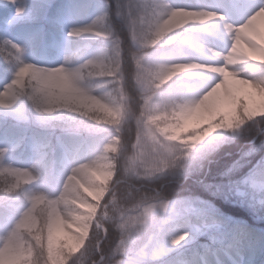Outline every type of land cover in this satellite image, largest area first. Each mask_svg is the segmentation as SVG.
<instances>
[{
	"label": "rangeland",
	"instance_id": "rangeland-1",
	"mask_svg": "<svg viewBox=\"0 0 264 264\" xmlns=\"http://www.w3.org/2000/svg\"><path fill=\"white\" fill-rule=\"evenodd\" d=\"M9 1L6 10L0 9V111H15L11 100L14 84L24 85L29 78L31 87L25 97L44 98L47 116H104L97 123L89 122L90 128L64 136L47 121L34 122L29 110L19 115L15 126L0 119V173L25 183L29 198L2 231L0 264L20 256L23 231L37 223L76 252L84 246L92 226L100 228L101 238L107 234L106 221L112 222L117 232L109 246V259L100 262L107 258L102 256L90 264H110L113 259L129 257L126 237L135 224L127 220L135 215L134 210L152 218L158 210L166 213L176 205L195 222L204 207L202 201L232 217L231 228L226 234L215 229L181 233L184 239L173 245L180 249L173 264H264V218L243 205L227 187L229 179L253 166L261 167L264 123L263 128L244 136L238 124L222 133L211 123L221 112L233 111L238 97L244 95L255 116H264V6H259L264 0ZM105 3L109 17L96 20ZM128 3L141 8V16L146 11L152 18L146 34L155 44L137 31L131 19L118 22L112 14L113 5ZM172 5L183 16L163 28L162 34L181 35L183 47L173 49L174 54L183 57L184 48H207L211 59L199 68L176 69L171 79L195 73L194 83L158 97L157 90L163 86L161 74L172 65H150L138 46L151 48L159 43L157 21L161 15L171 16ZM209 10L234 17L237 23L223 25L218 31L214 21L220 17H209ZM253 12L257 14L245 26H238ZM124 16H130L129 9H124ZM73 27L80 30L70 35ZM208 37L216 42L215 47L205 42ZM75 44L91 50L88 68L94 71L88 79L96 82L94 86L85 82L87 71L62 70L55 78L42 75L57 66L68 47ZM177 62L199 64L200 60L180 58ZM70 63L68 58L59 66L66 69ZM95 69L102 74L94 75ZM213 84L207 94L213 107L207 108L199 96ZM101 88L106 91L100 93ZM223 159L230 163L225 164L222 179L210 186L219 200L207 191L190 190L198 175L218 173L213 166ZM156 180L157 185L152 183ZM122 183L143 190L141 195L145 192L155 197L127 205L111 221L108 212L115 208L114 190ZM241 214H249L251 221ZM162 254L167 252L155 247L150 258L159 259Z\"/></svg>",
	"mask_w": 264,
	"mask_h": 264
},
{
	"label": "clouds",
	"instance_id": "clouds-1",
	"mask_svg": "<svg viewBox=\"0 0 264 264\" xmlns=\"http://www.w3.org/2000/svg\"><path fill=\"white\" fill-rule=\"evenodd\" d=\"M125 8L129 9V17L124 16ZM172 8L174 11L171 12L169 18H165L164 15H161L157 21L159 43L151 48L144 47L143 45L138 46L146 58L147 63L150 65H172L166 73L161 74V83L163 86L159 87L157 90L158 97L165 96L172 91H178L183 86L194 83L197 75L195 73H185L184 76L171 79L170 77L176 69L186 67L199 68L211 59V57L203 50L192 48H184L183 57H177L174 54L173 49L183 47L181 44V35L163 36L162 34L163 28L171 27L172 23L178 22V19L183 16V13L176 5H172ZM142 11L141 8L131 3L113 5L112 8V14H115L118 22L125 19H131L135 24L137 31L144 36L149 43L155 44L156 41L151 37H148L146 34L147 29L152 26V18L148 16L146 11H144V15L141 16ZM256 14V12H253L243 20H240L238 26H245ZM206 15L209 17H220V19L214 21V26L218 31L223 30V25L237 23L234 17L226 18L224 14L219 13L216 10H209ZM141 20L144 22L141 23ZM119 38L120 37L117 36V39ZM205 42L211 47L216 46V42L211 37H208ZM90 51L91 50L87 46L81 44L70 45L60 57L58 65L50 67L49 72L43 73L42 75L55 78L62 70L67 73L87 71L85 82L89 87L94 86L96 82L88 79L91 76L92 71H94V69L88 68ZM66 57L71 58V63L66 69H62L59 65L63 64ZM180 58H199L200 63H179L177 61ZM238 67L242 69L245 68L244 65H239ZM213 86L214 84L203 89L200 93L199 99L203 100ZM104 91H106V89H99L100 93H103ZM29 95H31V93H29ZM21 104L29 110L32 120L36 123H39L40 121L54 123L55 121H67L72 119V117L66 116L64 113H58L52 116L42 115L41 112L46 108V103L45 99L41 96H32L31 100L27 99V97H22ZM255 126L256 122L254 121L251 122V124L246 125L245 129H242L241 131L242 136L247 134V129ZM58 130L60 136L70 133V129L68 128L60 127ZM260 143L261 146L264 147V138L261 139ZM260 163L261 167L259 170H257L256 166H253V168L248 169L243 175H240L235 179H229L227 187L230 191H235L237 196L241 198V203L243 205L249 207L256 215L264 218V155L261 156ZM200 167H203V162H201ZM201 203L204 207L201 215L197 217L195 222L191 218L185 217L182 214L181 209L176 205L169 208L166 213L158 210L157 216L152 218H145L142 212L134 210L135 215L130 216L127 220L129 224H135V228H133L126 237L130 245L129 257L113 259L110 264H121L122 260L123 264H173L174 257L180 253V249L174 248L173 245L178 244L180 240L184 239V235H187L189 232L215 229L226 234L231 228L233 218L223 214L215 205L208 201H202ZM181 233H184V235H181ZM155 247L163 249L167 252V255L162 254L159 259H151L152 249ZM141 257L144 258L143 261H141Z\"/></svg>",
	"mask_w": 264,
	"mask_h": 264
},
{
	"label": "trees",
	"instance_id": "trees-1",
	"mask_svg": "<svg viewBox=\"0 0 264 264\" xmlns=\"http://www.w3.org/2000/svg\"><path fill=\"white\" fill-rule=\"evenodd\" d=\"M10 4L11 2L9 0H0V9L6 10ZM7 56L4 58L5 60H7ZM0 60L2 61L3 59L0 58ZM93 73L97 76L102 74L99 69H95V72ZM27 80L28 81H26L24 85H19L18 83L14 84L13 91L15 92V97L12 96L11 100L16 108L15 111L6 113L0 111V119L8 120L12 126L17 125L19 115L24 114L25 110L28 112V109L21 104L22 97H25L26 91L31 87L29 85V78ZM41 114L47 116V113L43 110ZM82 115L75 118L72 117L71 120L67 121H55L51 124L55 130L58 131V133V129L60 127H64L70 129L69 134H71L79 129H85V127L90 128L92 125H90L89 122L97 123L104 116L100 113H92L91 115L85 114L83 118ZM253 121L256 122V126L247 129V133H253L261 129L264 123V116H255L254 112L250 108L249 98L244 95L238 97L237 106L233 111L221 112L214 120L211 121V123L223 133L229 131V129L235 124H238L240 125V128L245 129L246 125L251 124ZM35 128L37 129V127ZM204 128L207 129V126ZM262 136V138H264V130ZM221 163L219 166H213V169H216L218 173L215 171L210 173L209 171H206L205 174L202 173L198 175V178H194V182L191 183L192 186L190 187V190L198 193L207 191L209 192V196L219 200L218 198L221 197L212 192L210 186L214 181L217 182L222 179V170L228 163H230V161L223 159ZM152 183L157 185L159 180ZM26 189L27 185L25 183L21 184L16 177L0 173V244L2 242V231L19 215L20 210H22L28 203L29 198L27 192L25 191ZM114 191L116 201L115 208L108 212L111 216V221L115 219L118 212L123 210L127 205L141 199L155 197L153 195H147L148 193L145 192L144 195L146 196L141 195L143 194V190L141 191L140 189L130 187L126 183L120 184V186H118ZM147 191L149 193L152 192L151 189ZM184 191L185 189H183V191L180 190V192ZM241 216L243 219H248L250 217L249 214H241ZM248 221L251 220L248 219ZM262 221L264 220H261V222ZM258 222L261 223L260 221ZM255 224L259 225L257 223ZM106 225L108 230L107 234L104 235L103 238H101L100 228L94 225L86 237L84 246L78 251L72 252L71 249L65 246L61 237L52 235L44 224L37 223L33 227L23 231L21 237L22 248L20 256L15 260L12 259L11 261H6L3 264H90L92 262H96L102 256H110L109 246L114 241L113 237H116L117 232L114 230L112 222L106 221ZM262 225L264 226V224ZM108 259L109 257L106 259L103 258V261L100 262H104Z\"/></svg>",
	"mask_w": 264,
	"mask_h": 264
},
{
	"label": "snow or ice",
	"instance_id": "snow-or-ice-1",
	"mask_svg": "<svg viewBox=\"0 0 264 264\" xmlns=\"http://www.w3.org/2000/svg\"><path fill=\"white\" fill-rule=\"evenodd\" d=\"M259 6H264V5H259ZM109 5L108 3H105V10L102 11L99 15L96 16V20H99V19H106L109 17V12L107 11ZM119 14V13H118ZM95 23V20L93 21V24ZM84 27H91V25H84ZM80 28L78 27H73L72 29H70V32L69 34L72 35L74 33H76L77 31H79ZM66 60L68 59V57L65 58ZM197 234H199V230H197Z\"/></svg>",
	"mask_w": 264,
	"mask_h": 264
},
{
	"label": "bare ground",
	"instance_id": "bare-ground-1",
	"mask_svg": "<svg viewBox=\"0 0 264 264\" xmlns=\"http://www.w3.org/2000/svg\"><path fill=\"white\" fill-rule=\"evenodd\" d=\"M263 15V17H264V14H262ZM226 29L227 30H229V31H232V29L229 27V26H226ZM217 45V44H216ZM200 46L201 47H204L203 46V44H200ZM207 48H205V49H202V50H204L205 52L207 51V50H209V49H207ZM216 56H218L217 55V53H216ZM202 103L205 105V107H207V108H212L213 106H212V97H205L203 100H202Z\"/></svg>",
	"mask_w": 264,
	"mask_h": 264
}]
</instances>
